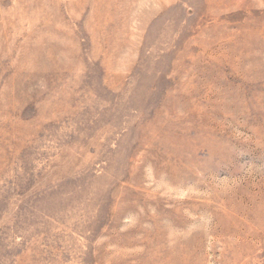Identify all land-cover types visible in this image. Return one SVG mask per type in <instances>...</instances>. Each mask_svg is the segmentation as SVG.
<instances>
[{
	"label": "rangeland",
	"instance_id": "rangeland-1",
	"mask_svg": "<svg viewBox=\"0 0 264 264\" xmlns=\"http://www.w3.org/2000/svg\"><path fill=\"white\" fill-rule=\"evenodd\" d=\"M0 264H264V0H0Z\"/></svg>",
	"mask_w": 264,
	"mask_h": 264
}]
</instances>
